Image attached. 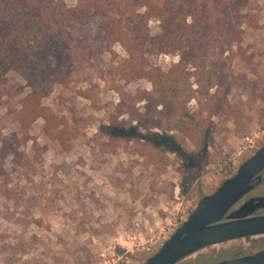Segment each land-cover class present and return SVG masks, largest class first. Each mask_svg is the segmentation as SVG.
<instances>
[{"label": "rangeland", "instance_id": "374dc122", "mask_svg": "<svg viewBox=\"0 0 264 264\" xmlns=\"http://www.w3.org/2000/svg\"><path fill=\"white\" fill-rule=\"evenodd\" d=\"M65 2L76 5L75 0ZM258 5V27H243V48L256 59L234 63L235 73L247 78L239 77L229 102L217 98L199 104L205 89L193 78V91L186 94L195 97L186 105L192 117L184 118L179 111L176 117L172 109L160 121L162 131L174 135L188 151L198 155L206 149L192 168L145 142L113 140L101 132L105 125L132 122L125 112L145 110L147 102L139 99L147 94L155 98L147 80H122L119 90L110 76H94L91 86H56L43 106L62 124L69 123L62 144L43 130V118L15 140L17 123L2 114L0 134L13 147L0 159V264H143L150 255L141 244L149 242L151 229L158 233L172 224L176 231L201 198L214 193L264 146V102L256 101L251 86H245L259 79L256 74L264 78V0ZM157 26L151 22L152 36ZM113 51L106 60L114 56L118 63L128 57L119 43ZM151 62L168 71L179 56L158 55ZM205 77L198 75L202 82ZM14 78V84L26 85L20 76ZM224 93L218 97L224 98ZM258 193H264V186ZM262 249L264 235L253 236L207 247L178 264H212Z\"/></svg>", "mask_w": 264, "mask_h": 264}, {"label": "trees", "instance_id": "16d2710c", "mask_svg": "<svg viewBox=\"0 0 264 264\" xmlns=\"http://www.w3.org/2000/svg\"><path fill=\"white\" fill-rule=\"evenodd\" d=\"M75 1L69 7L65 0H0V117L4 113L17 123L15 140L39 118L44 119L48 136L60 144L67 140L64 127L69 123L62 124L58 115L43 106L56 86H91L94 76H110L119 90L122 80H147L155 98L147 94L139 99L147 102L145 110L135 107V114L125 112L133 118L131 124L105 125L101 132L113 140L145 142L175 154L184 166L194 167L206 149L198 155L188 151L174 135L162 131L160 121L172 109L176 117L179 112L184 118L192 117L186 105L195 97L186 94L188 89L193 91V78L200 90L205 89L199 104L217 98L229 102L239 77L247 78L235 73L234 63L256 59L243 48V27H258L259 0ZM153 21L158 23L155 36L150 30ZM116 43L128 56L118 63L114 56L106 60V55L114 54ZM158 55H178L179 62L164 71L151 62ZM200 73L206 75L205 82L198 79ZM15 76L26 85L14 84ZM256 76L257 81L245 86H251L249 92L256 101L264 102V78ZM212 89L216 90L213 94ZM223 91L224 98L218 97ZM15 100L21 109L7 108ZM0 141L1 159L13 144L1 134Z\"/></svg>", "mask_w": 264, "mask_h": 264}, {"label": "water", "instance_id": "95a60500", "mask_svg": "<svg viewBox=\"0 0 264 264\" xmlns=\"http://www.w3.org/2000/svg\"><path fill=\"white\" fill-rule=\"evenodd\" d=\"M263 186L264 146L214 193L201 198L187 220L143 264H178L207 247L264 235V193H258ZM251 195L255 197L248 199ZM212 264H264V249Z\"/></svg>", "mask_w": 264, "mask_h": 264}, {"label": "built area", "instance_id": "2783aa9c", "mask_svg": "<svg viewBox=\"0 0 264 264\" xmlns=\"http://www.w3.org/2000/svg\"><path fill=\"white\" fill-rule=\"evenodd\" d=\"M183 221L184 220H182V222ZM171 226L172 224L166 227H161L158 233H154L153 229H151L150 232L152 233V236L149 242L141 244V250L150 256L154 255L158 251L159 247H161V245L167 239L170 231H175V229H172Z\"/></svg>", "mask_w": 264, "mask_h": 264}, {"label": "flooded vegetation", "instance_id": "af4514ba", "mask_svg": "<svg viewBox=\"0 0 264 264\" xmlns=\"http://www.w3.org/2000/svg\"><path fill=\"white\" fill-rule=\"evenodd\" d=\"M252 197H255L254 195H251L248 199L252 198ZM240 206V205H239Z\"/></svg>", "mask_w": 264, "mask_h": 264}]
</instances>
